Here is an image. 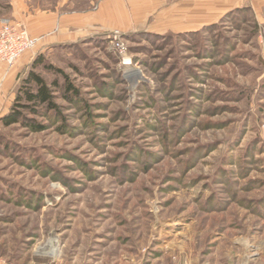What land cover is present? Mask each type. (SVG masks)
I'll return each mask as SVG.
<instances>
[{
    "label": "rangeland",
    "instance_id": "rangeland-1",
    "mask_svg": "<svg viewBox=\"0 0 264 264\" xmlns=\"http://www.w3.org/2000/svg\"><path fill=\"white\" fill-rule=\"evenodd\" d=\"M96 1L0 0V21L19 3ZM251 1L194 30L118 27L36 52L54 107L0 120V264H264V0Z\"/></svg>",
    "mask_w": 264,
    "mask_h": 264
},
{
    "label": "crops",
    "instance_id": "crops-1",
    "mask_svg": "<svg viewBox=\"0 0 264 264\" xmlns=\"http://www.w3.org/2000/svg\"><path fill=\"white\" fill-rule=\"evenodd\" d=\"M242 0H97L89 8L59 13L54 10L28 12L16 6L15 18L22 21L34 37H40L37 50L25 53L8 68L0 62V117L9 112L22 74L40 49L78 37L97 36L116 28L128 31H156V24L178 31L194 30L212 23ZM94 2V1H93ZM253 2V0L251 1ZM35 55V56H34Z\"/></svg>",
    "mask_w": 264,
    "mask_h": 264
},
{
    "label": "trees",
    "instance_id": "trees-1",
    "mask_svg": "<svg viewBox=\"0 0 264 264\" xmlns=\"http://www.w3.org/2000/svg\"><path fill=\"white\" fill-rule=\"evenodd\" d=\"M43 62L42 54L39 53L32 60L29 70L22 77L15 90V98L11 105V110L0 117V120L10 126L20 121L22 118V110H33L34 107L42 105L53 106V90L52 86L57 85V81L49 84L40 74L33 71L39 62ZM68 90H72L73 86L67 85ZM35 111V110H33Z\"/></svg>",
    "mask_w": 264,
    "mask_h": 264
},
{
    "label": "built area",
    "instance_id": "built-area-1",
    "mask_svg": "<svg viewBox=\"0 0 264 264\" xmlns=\"http://www.w3.org/2000/svg\"><path fill=\"white\" fill-rule=\"evenodd\" d=\"M111 34L117 38L121 32L117 30ZM40 40V37L31 35L21 21L2 19L0 21V62L12 68L25 53L33 51Z\"/></svg>",
    "mask_w": 264,
    "mask_h": 264
}]
</instances>
